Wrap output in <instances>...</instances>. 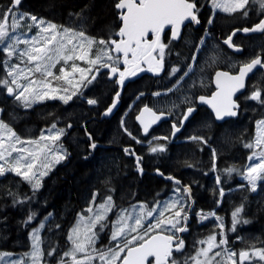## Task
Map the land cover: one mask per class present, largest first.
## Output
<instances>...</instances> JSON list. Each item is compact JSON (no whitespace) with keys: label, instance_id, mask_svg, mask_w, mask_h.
<instances>
[{"label":"snow or ice","instance_id":"6c2138e0","mask_svg":"<svg viewBox=\"0 0 264 264\" xmlns=\"http://www.w3.org/2000/svg\"><path fill=\"white\" fill-rule=\"evenodd\" d=\"M21 2L22 0H9L7 5H0V53L4 54L0 64L5 69V74L0 75V88L24 109L46 100H60L68 104L73 97L83 96L82 89L97 81L102 70H107L105 75L109 79L116 77L115 82L121 87L127 78L145 71L143 65H147L148 71L159 74L163 68L165 49L179 38L181 27L186 21L200 23L198 14L200 7L203 6H198L197 0H115L113 7L121 21L119 30L114 34L118 39L109 36L108 39L96 40L86 35L82 24L79 30H74L72 27L57 25L20 11ZM253 2L258 4L260 11L264 13V0ZM249 5L250 0H211L213 13L207 24L209 26L213 24L215 9L230 14L239 13L242 18H247ZM25 20L29 23L24 24ZM24 28L27 31H21ZM33 28L36 29L34 34ZM166 28L170 31L167 43L164 42ZM237 32L264 33V19L252 27L233 30L223 40L230 48L242 51L233 43L232 38ZM207 35L208 30L205 29V36ZM93 45L97 46L94 57L91 55ZM199 45L201 47L196 48L195 53H199L204 47V38H201ZM191 60L193 62L196 60L195 54ZM215 60V55H212L211 63ZM78 61L84 62L87 66L82 67ZM57 65H61L58 72L54 71ZM120 65L124 66L123 70ZM256 70L264 71V50L239 62L235 74L231 71H216L214 79L216 91L210 96L199 95L197 100L211 107L216 120L237 116L240 105L233 97L246 88L247 79ZM178 71V68L173 67L169 75H175ZM190 71L191 65H187L172 88L165 93L156 92L153 95H167L175 91L185 77L189 76ZM194 86L193 84L192 87ZM119 97L120 92L117 91L103 115H109L116 108ZM246 98L264 104V90L253 86ZM85 100L89 105L98 103L95 98ZM183 102L189 106L179 120V127L176 123L172 124L173 137L195 111L189 97L186 96ZM3 112L4 109L0 108V114ZM167 114H171V109L167 110ZM165 116V110H154L145 105L136 116V120L142 125L144 135H147L152 125ZM121 125L123 128V121ZM71 127V123L66 125V128ZM123 131L136 140V143H141L127 128H123ZM65 134V128L52 123L46 131H41L38 138L25 140L8 123L0 119V178L9 173L14 174L20 177L21 181L27 182L32 191L31 196L27 194L21 196L18 192L7 190L4 194L11 197L13 206L27 204L33 200L42 187V179L56 164L70 156L61 143V138ZM87 136L90 142L89 149L94 151L97 144L92 140L90 133H87ZM188 139L199 144L208 143L202 135H192ZM156 140L168 141L169 136L153 137L147 141L148 151L152 154L165 152L166 145L153 144ZM244 147L252 150L247 157L249 163L246 167L243 170L228 167L222 171L229 177L234 172L238 173L247 182L246 186L240 187H247L249 191L256 192L258 182L264 181V120L257 122L254 140L245 143ZM123 151L135 158L137 171L142 174L143 157L136 155L135 151L129 148H124ZM211 151L215 171L216 149L213 148ZM156 171L164 176L159 169ZM165 178L173 181L175 185L170 198L156 200L151 207L140 202L131 205L130 208L117 209L116 217L111 222L108 247L97 248L96 243L100 233L108 227V213L116 207L115 202L111 195H107L102 198L103 202L96 206L94 212L92 205L95 204L98 195L94 192L89 206L78 214L77 223L68 232L67 241L70 242V247L60 255L57 264H264V241H258L260 246H257V243L244 241L243 237L237 236L236 239L244 241L246 247L239 250L230 249L227 247L228 238L223 222L215 226L220 229L219 241L214 228L205 238L194 242L192 246L194 254L184 255L182 260L174 256V253H184L185 240L180 234L189 231L187 222L194 200L191 185H183L172 176ZM216 184H221L219 175L216 176ZM217 192L222 199L225 194L224 188L219 187ZM219 202L220 200L217 204ZM243 211V203L235 207L231 213L229 232H236L238 225H247L251 222L241 215ZM85 213L90 215L86 216ZM196 215L199 217L198 222L216 217L214 211L205 213L201 210ZM51 216L52 214L48 213L39 226L31 230V252L25 253L19 260L10 259L11 253L0 252V262L23 264L25 257H28L30 264H42L44 253L41 250L40 230ZM36 217L37 213L29 209L23 221L24 226L27 227ZM216 219L222 221L220 217ZM59 227L57 224L56 228ZM55 252L56 248L51 247L47 255L51 257ZM6 257L9 259L6 260Z\"/></svg>","mask_w":264,"mask_h":264},{"label":"trees","instance_id":"16d2710c","mask_svg":"<svg viewBox=\"0 0 264 264\" xmlns=\"http://www.w3.org/2000/svg\"><path fill=\"white\" fill-rule=\"evenodd\" d=\"M8 3L9 0H0V5H7ZM114 3L115 0H22L19 10L65 27L79 29L82 24L86 35L94 37L96 40L108 39L109 36L118 39L114 34L119 30L121 21L118 19L117 10L113 7ZM252 3L253 0H250V5ZM222 22L215 20L211 26L210 36L206 38L204 37V26L207 24V18L203 19V28L187 26L180 41L172 42L169 45L165 53V71L161 77L146 75L137 81H130L126 85L122 107L114 119L87 123L86 129H80L77 133L78 136L74 135V138L63 136L61 142L70 156L49 172L44 179L43 186L33 200L27 204L13 206L11 197L4 194L10 189V185L17 187V192L21 196L24 194L31 196V187L27 182L21 181L20 177L11 173L0 178V252H12L15 256L29 250L30 230L33 224L30 223L25 227L23 223L29 209L37 213L39 220L51 213L52 216L46 221L43 231L45 254L42 264L45 262L46 264H57L60 255L70 247V242L67 241V234L70 231L69 223L74 224L78 213L89 206L92 193H98L97 202H103V197L111 195L116 206L112 210L111 216L116 217L117 209L130 207L140 202L152 206L154 201L161 199L163 193L167 194L171 188L175 187L165 182L164 177L156 174L157 169L163 172L165 176L176 177L183 183H191L187 177L188 174L183 171L186 165H191L193 170L191 173L197 176L202 174L200 172L204 168L198 170L193 156L189 157L188 154H192L203 144L194 141L178 142V139L183 137L180 136L174 143L161 142L166 145L167 150L165 152L152 154L148 151L147 146L137 144L123 131L121 116H125L123 112L127 110L131 100L133 101L143 93V96L136 101L132 110L126 115L124 121V126L129 132L135 136L141 135L139 125L136 123V114L142 105L149 104L156 109L165 111L171 109V113H174L175 109L184 111L189 106L183 102L186 96L194 103L198 95L211 90L210 81L216 70L236 71L239 62L262 52V50L256 49L252 51L249 44H245L238 38L235 40V44L243 45V53L238 55L230 51L222 44L221 38H224L232 28L248 25L249 22L242 18L239 13L233 14V24L229 19ZM218 24H220V28L216 30ZM201 38L205 39V45L199 53H195V49L201 47L199 45ZM253 44L256 45L257 42ZM96 50L97 46L94 45L93 56ZM194 54L196 60L193 62L191 58ZM212 55L216 57L214 63L210 61ZM3 57L4 54L0 53V59ZM187 65H191L189 76L185 77L175 91L167 95H153L156 92L165 93L169 88H172L186 70ZM173 67L178 68L179 71L170 76L169 73ZM56 71L58 72V69ZM4 74L5 69L0 64V75ZM99 83L100 81L95 82L93 91L87 94L90 98H97L98 94L103 95V100L92 107V110L77 106L75 102L64 104L59 100H46L34 104L29 109H24L14 98L7 96L5 91L0 88V108L4 109L2 119L18 133L28 138H35L52 123L66 126L72 122L71 120H74L71 117L80 116V120H82L80 122L88 117L89 119L93 116L99 117L115 93V83L112 80L107 82L112 86V90L98 87ZM193 84L194 87H192ZM259 87L264 88V81ZM75 99L80 100V96H76ZM174 105L175 107H173ZM254 123H250L252 132L255 131ZM24 127L28 128V131ZM86 131L91 134L95 141L111 146L97 148L90 152ZM223 131H230V129L227 128ZM233 131L235 130L233 129ZM142 138L144 139V137ZM146 140L148 139H144V141ZM218 140L217 142L209 140L208 144L210 148H215L220 155L218 165L220 175L229 181L231 176L225 175L222 170L231 167L230 154L232 149L233 167L237 168L238 154L244 146L240 144L238 139L227 133L222 134ZM116 145L134 147L135 153L143 157L141 166L148 172L141 176L136 171L135 158L125 154L123 150L114 149ZM204 148H208V146L205 145ZM235 179L236 173L234 172L233 180ZM198 180L199 177H196V182ZM221 186L226 193L222 199L219 198L217 192L219 185L209 187L205 194L198 186L192 187L193 212L197 214L201 210L205 213L214 211L217 217L222 218V221H219L223 222L225 226L224 231L228 238L227 247L234 249V234L228 231L230 225L227 218L231 212L230 191H228L230 185ZM247 194L246 189L237 188L233 184V210L236 202L240 204L244 202V211L253 213L250 219L254 222V226L260 225V220L264 218V185L259 187L256 192L249 194H253L257 197L256 199L245 201ZM242 198L243 200H241ZM218 200H220L219 204H217ZM65 214L67 215L66 219L63 218ZM198 220L197 215H192L189 224L190 233L188 237L193 236L192 245L199 238L198 229L200 225ZM208 220L213 222L214 227H210L205 234H210L219 224L215 219L209 218ZM57 224L60 225L58 229L56 228ZM215 231L219 236L220 229L215 228ZM259 238H261L260 235ZM108 246H110L109 239L107 244L103 240L97 244V248ZM51 247H55L56 252L49 257L47 253ZM190 250L194 251L192 246H190Z\"/></svg>","mask_w":264,"mask_h":264},{"label":"flooded vegetation","instance_id":"af4514ba","mask_svg":"<svg viewBox=\"0 0 264 264\" xmlns=\"http://www.w3.org/2000/svg\"><path fill=\"white\" fill-rule=\"evenodd\" d=\"M197 3H198V6L199 5H203L202 7H200L199 14H198L199 15V19H200V24L198 26L196 24H194V23L187 24L186 26L183 27L179 40H175V41H172V42L180 41V39H181V37L183 35V32H184V30H185V28L187 26L191 25V26H194V27H202L203 28V26H202L203 19L207 18V20H208L210 15H212L213 9H212V6H211V0H197ZM249 8H250V11H249L248 17L244 18V19L248 20V22H249L248 25L241 26V27H236L234 29L232 28L231 30H229L226 33L224 38H221L222 44L225 47H227L230 51H232V50L226 44L223 43V40L226 39L227 36L233 30H235L237 28H242V27H252L255 24L259 23V21L261 19H264V13H262L260 11L258 5H256V6L250 5ZM233 14L234 13H232V14L225 13V12L221 11L220 9H215L214 10V21L218 20V22H219V20H221V22H222L223 20L229 19L230 22H232V24H233ZM211 26L212 25L209 26L208 24H206L204 26V29L208 30V35L207 36L204 35L205 38L210 36ZM219 28H220V24H218V27H217L216 30H219ZM169 37H170V31H169V29H167L165 31V33H164V42L165 43L168 42V38ZM149 38L151 39V35H150ZM237 38L242 40L243 42H245V44H249L250 49L252 51H253V49L264 50V33L260 32V33H254V34H251V35L238 34L233 40L234 44H235V40ZM255 42H257V44L259 43V45L253 44ZM236 45H238V44H236ZM238 46H241L244 49L243 45H238ZM167 50H168V48L165 49V53H166ZM242 53H243V51H242ZM238 55H240V54H238ZM163 62H164V66H163L162 70L159 72V74L150 72V71L147 70L146 66H143L145 68V71H142L140 74H137V75H135L133 77H129L127 79L125 87H124V90L120 94L121 105H120L118 111L112 117H108V118H104L103 117V112L107 109V107H109L111 105V103H112V101L114 99L115 93L120 90V85L115 82L116 77H113L112 79H109L105 75L107 70H102L100 75L97 77V81H95V82L100 81V83H99L100 85H98V87H101L102 89H105V90L111 89L112 90V86H110V84L107 83L108 81L112 80L115 83V85H114L115 86L114 87L115 93L113 95V99L110 101L109 104L106 105L104 110L100 113L99 117L93 116L90 119L88 117L86 120H83V122H80V121H82V120H80V116L71 117L72 119H74V120H71L72 121L71 122V124H72L71 128H66V126H60V125H57V127H62V128L66 129V134L64 136H71V137L74 138V135L78 136L77 133L79 132L80 129H86L87 123L114 119V117L117 116V113L119 112V110L122 107V104H123V99L122 98H123V94L125 92L126 85L130 81H137V80L143 78L146 75H148L150 77H161V75L165 71V57H164V61ZM120 67H121V70H123L124 66L120 65ZM218 70H220V69H218ZM218 70H216V71H218ZM227 71H229V70H227ZM235 72L236 71H233L232 73L235 74ZM263 73H264V71L258 70L255 74L250 76V78L247 80L245 90L236 97V101L240 105L237 117H231V118L225 120L224 122H218L216 120V118H215L214 113L207 106L199 104V101L197 100V97L199 96L198 95L196 97L193 105H192V106L195 107V111L189 116L188 120H186L184 122L183 127L181 128V130L179 132H177L175 134L174 137L171 136L172 124L176 123L177 126L179 127V120H180L181 116L183 115V113L186 111V109L184 111H182L180 109H175L174 113L170 114L171 117H170L169 120H165V121L160 122V123H158L156 125H153L149 129V132H148L147 135H144L143 130H142V125L136 120V123L139 125V129H140L141 135L137 134L135 136V135L132 134V136L136 137L138 140L141 141V143H137V144L149 147V145L147 144V141L151 140L153 137L169 136V140L165 141V142L174 143V142L177 141L178 137H180V136H183V137L178 139V142H180V141H184V142L191 141L188 138L190 136H192V135H197V136L202 135L208 141L209 140H214V141L217 142V141H219L218 139L221 137L222 134L227 133L228 135L230 134L231 137H233L235 139H238L240 141V144H242L244 146L245 143L251 142V141L254 140V138L256 136V132H257V122L260 121V120H264V104H260V103H258L256 101H251V100L246 98L248 95H250V92H251L253 86L259 87L260 85L263 84V81H264V74ZM214 75H215V73L213 74V76L211 78V81H210L211 90H208L207 93L200 94V95L210 96L213 92H215L216 87H215L214 82H213ZM95 82L92 85H90L89 87L82 89L83 96H80V100L75 99L76 97H73V100L69 101V102H73V103L75 102L77 104V106L85 107L88 110H92V107L98 105L103 100L102 99L103 95L98 94L97 98H95V99L98 100V103L96 105H89V104L86 103L85 98H90V97L87 96V94H89V93H91L93 91V87L95 86ZM260 89L264 90L263 87L260 88ZM142 96L143 95H139L133 101L131 100V102L128 104L127 110L125 112H123V113H125V116L124 115L121 116V121H123V128H125L124 121H125L126 115L132 110V108L134 107L136 101L139 100ZM145 105H147L149 107H152L149 104L142 105L137 110L136 116L140 113V110ZM152 108L154 110H157L154 107H152ZM165 112L167 114V111H165ZM251 122H255L254 123L255 124V131H253V132H252V130L250 128V123ZM227 128L230 129V131H223V130H225ZM233 129L235 131H233ZM137 131H138V129H137ZM87 133H89V132L86 131V135H87ZM142 137H144V139H148V140L144 141V139ZM87 138H88V136H87ZM92 140L97 144V148H105V147L111 146L109 144L107 145L105 143H101L100 141H95L93 138H92ZM88 141H89V139H88ZM161 142H163V140H156V141L153 142V144H160ZM204 146H205V144H203V146L200 147L199 149H197L195 152H192V154H190V155L188 154L189 157L191 155L193 156V159L195 160V164H196V166H198L197 167L198 170H200L201 168H204L200 172L202 174L197 176V175L191 173V170H192L191 167L189 165H186L185 168L183 169V171H185V173L188 174L187 177H188V179L190 180L191 183H183L182 182V184L183 185H191V188L195 187V185H196L205 194V192H207L209 187L217 185L216 184V176L219 175L221 177V184L219 185L220 187H222L221 185H225V184L226 185H230V189L228 191H230V197L229 198H230V204H231V208H230L231 212H230V214H229V216L227 218H228V223L231 226V213L234 211L233 210V184L236 185L237 188H241L240 186L241 185H245L246 186L247 182L238 173H236V179L235 180H233V173H232L231 180H229V181L224 176L220 175V172H219V169H218V165H219V162H220V155L217 153V151H216V158H215L216 170L213 171V156H212V151H211L213 148H210V145L208 143L206 144V146H208V148H204ZM123 148H129V149L134 150V147H122V145H118V146L116 145V147L114 146V149H117V150H120V151L123 150ZM88 150L90 151L89 146H88ZM251 151H252L251 149H248V148H245V147H243V149L239 151L238 162H237V166H236L237 169L243 170L246 167V165L249 163L248 160H247V157L251 154ZM257 151H258V149H257ZM90 152H93V151H90ZM230 162H231V167H233V149H232V152L230 154ZM144 170H145L144 174H146L148 171L145 168H144ZM136 171H137V168H136ZM155 173L157 174V171ZM140 175L142 176V174H140ZM196 177H199L198 182H196ZM42 182H43L42 183V186H43L44 180ZM165 182L170 183L171 185H173L172 187L175 186L173 182H169V181H166V180H165ZM263 185H264V181L258 182L257 189L259 187L263 186ZM241 189H243V190L246 189V192L248 193L245 196V199H244L245 201L246 200H253V199L257 198L255 196H253V194L249 195L252 192L249 191L247 187H244V188H241ZM171 193H173V188H171L169 193H167V194L163 193L162 194L163 196H161L160 200H164ZM92 194L90 195V201H91ZM225 194H224V196H225ZM192 195H193V189H192ZM241 200H243V198ZM95 203L96 204L102 203V202H97V196H96ZM242 203L244 205V202H242ZM240 205H241L240 203L236 202L234 204V209H235V207L240 206ZM81 212H83V211H80L79 213H81ZM241 215L244 218L250 220L251 222L249 224H247V225H238L236 232H233V234H234L233 242L235 244V248L234 249L239 250L241 248H245L246 244L244 243V241L257 243V246H260L258 241H264V218H262V220H260L261 221L260 225L258 224L257 226H254V222L250 219L253 216L252 212L243 211V213ZM63 218L66 219L67 215L65 214V216ZM191 218L192 217L190 216V218H189V220L187 222V227H188L189 231L183 236V239L185 240V250L186 249L187 250L186 251L184 250V253H181V254L174 253V256H176L178 259H181V260H182V257L184 255H191V253L193 252V251L190 250V246H193L191 243H192V241L194 239H193V236L188 237L189 233H190L189 224L191 223V221H190ZM114 219H115V217H112L111 214H110V216H108V226L110 227V229L112 227L111 222ZM198 224L200 225V228L198 229V233H199V237L202 236L201 239L205 238L208 235V234H205V233H207V230L210 227H214L213 222L209 221L208 219L207 220H203V221L199 222ZM72 225L73 224L69 223L70 228H71ZM259 235L261 236V238H259ZM237 236L243 237L244 241L237 240L236 239ZM105 240H107V238Z\"/></svg>","mask_w":264,"mask_h":264},{"label":"rangeland","instance_id":"374dc122","mask_svg":"<svg viewBox=\"0 0 264 264\" xmlns=\"http://www.w3.org/2000/svg\"><path fill=\"white\" fill-rule=\"evenodd\" d=\"M252 5H254V6H256V5H258V4H256L255 2H253L252 3ZM21 11V10H20ZM22 12H24V11H22ZM26 13V12H25ZM31 15V14H30ZM39 18V17H38ZM24 24H27V23H29V21H27V20H25L24 22H23ZM74 29V28H73ZM74 30H79V29H74ZM21 31H27V29L26 28H24V29H21ZM35 31H36V29L35 28H33L32 29V34H34L35 33ZM21 47H23V45H21ZM93 50H94V45H93V48H92V53H91V55L93 56ZM94 57V56H93ZM13 62H15V61H13ZM77 63H79L82 67H85V66H87L84 62H77ZM61 65H57V67H56V69H54V71H56L57 69H59V67H60ZM0 119H2V114H0ZM50 127V126H49ZM49 127H47L46 129H48ZM25 128V130H27L28 131V128H26V127H24ZM46 129L44 130V131H46ZM15 131V130H14ZM22 139H25V140H27V139H35V138H38V136L40 135H38V136H36L35 138H28V137H26V136H24V135H22V134H20V133H18L17 131H15ZM58 164H56L55 166H57ZM54 166V167H55ZM53 167V168H54ZM45 178V177H44ZM44 178L42 179V181L44 180ZM43 183V182H42ZM10 189L9 190H11V191H14V192H17V187H14V186H11L10 185V187H9ZM172 194L173 193H171L167 198H165V199H168V198H170L171 196H172ZM164 199V200H165ZM161 201H163V200H161ZM97 205H99V204H97ZM97 205H92L93 206V210H94V212H95V210H96V206ZM148 205V204H147ZM149 206V205H148ZM149 207H151V206H149ZM126 208H130V207H126ZM110 214H111V212L110 213H108V216H110ZM85 215L87 216V215H90V214H88V213H85ZM192 217V216H191ZM40 218H38V217H36V219L35 220H33L31 223L33 224V226L31 227V230L33 229V228H37L38 226H39V224H40V222L43 220V219H41V220H39ZM36 222V223H35ZM77 223V219H76V221H75V223L71 226V228L75 225ZM45 224H46V222H45ZM231 227V226H230ZM70 228V229H71ZM225 228V227H224ZM44 229H45V226H44V228L43 229H41L40 230V240H41V250L43 251V253L45 254V252H44V239H43V231H44ZM99 229V225L97 226V230ZM31 230H30V233H31ZM110 234H111V229H110V227L108 226L107 228H105V230L103 231V232H101L100 233V235H99V239L97 240V243H96V247H97V244L99 243V241L100 240H102V239H109L110 238ZM218 234V233H217ZM201 237L202 236H200L198 239H201ZM219 236L217 235V240L219 241ZM107 242H108V240H106L104 243L105 244H107ZM32 251V249H31V239H30V248H29V250H27V251H25L24 253H19L18 255H15L14 256V254L12 253V252H8V253H11L12 255H11V257H10V259H15V260H19L20 258H21V256H23L25 253H29V252H31ZM192 254H194V251L192 252ZM6 260L7 259H9L8 257H6L5 258ZM43 263V262H42ZM0 264H3V262H0ZM23 264H30V258H28V257H25V259H24V261H23Z\"/></svg>","mask_w":264,"mask_h":264},{"label":"water","instance_id":"95a60500","mask_svg":"<svg viewBox=\"0 0 264 264\" xmlns=\"http://www.w3.org/2000/svg\"><path fill=\"white\" fill-rule=\"evenodd\" d=\"M190 22H188V21H186L185 22V24L181 27V31H182V29H183V27L184 26H186L187 24H189ZM200 24V23H199ZM199 24H196L197 26L199 25ZM168 28H166L165 29V31L167 30ZM181 31H180V35H181ZM254 33H260V32H249V33H241V32H237V34L235 35V36H233V40H234V38L238 35V34H243V35H251V34H254ZM179 38H180V36H179ZM179 38L177 39V40H179ZM234 43V42H233ZM228 46V45H227ZM229 47V46H228ZM241 49H242V51H243V48L241 47V46H239ZM230 48V47H229ZM233 52H235V53H237V54H241L242 53V51H236L235 49H233V48H230ZM157 59H158V57H157ZM143 66H146L147 67V65H143ZM163 66H164V62H163ZM218 71H227V70H224V69H220V70H218ZM258 70H256L255 72H254V74L257 72ZM141 72H138L137 74H140ZM253 75V74H252ZM252 75H250V76H252ZM250 78V77H249ZM248 78V79H249ZM128 79V78H127ZM127 79L124 81V84H123V86L121 87L120 86V90H119V92H120V94L123 92V90H124V87H125V84H126V81H127ZM214 79H215V75H214V78H213V82H214ZM247 79V80H248ZM246 83H247V81H246ZM214 85H215V83H214ZM216 87V86H215ZM245 90V89H244ZM244 90H242V92L244 91ZM216 91V90H215ZM242 92H238L237 94H236V96H234L233 97V99L234 100H236V97L240 94V93H242ZM199 104L200 105H205V106H207L212 112H213V110L211 109V107L210 106H208V105H206V104H202V103H200L199 102ZM120 105H121V100H120V97H119V101H118V103H117V106H116V108H114L113 109V111L109 114V115H103V117L104 118H108V117H112L117 111H118V109H119V107H120ZM214 113V112H213ZM139 115V114H138ZM215 115V114H214ZM170 115H168V114H166V116H165V118H162L158 123H160V122H163V121H165V120H169L170 119ZM235 117H237V116H235ZM229 118H231V117H225L224 118V120H217L218 122H224L225 120H227V119H229ZM139 122V121H138ZM140 123V122H139ZM158 123H156V124H158ZM156 124H154V125H156ZM153 126V125H152ZM142 167V166H141ZM143 168V167H142ZM145 173V170H144V168H143V173H142V175ZM158 174V173H157ZM159 175V174H158ZM159 176H161V175H159ZM161 177H164V179L166 180V181H169V182H173V181H171V180H169V179H166L165 177H167V176H161ZM173 177V176H172ZM175 178V177H174ZM175 179H177V180H180V179H178V178H175ZM181 181V180H180ZM182 182V181H181ZM193 199V198H192ZM194 200V199H193ZM193 207H194V204H193V206H192V210H191V213H190V215H189V218H190V216L193 214ZM188 232V231H187ZM187 232H185V233H181L180 235L183 237Z\"/></svg>","mask_w":264,"mask_h":264},{"label":"built area","instance_id":"2783aa9c","mask_svg":"<svg viewBox=\"0 0 264 264\" xmlns=\"http://www.w3.org/2000/svg\"><path fill=\"white\" fill-rule=\"evenodd\" d=\"M214 218V217H213Z\"/></svg>","mask_w":264,"mask_h":264}]
</instances>
